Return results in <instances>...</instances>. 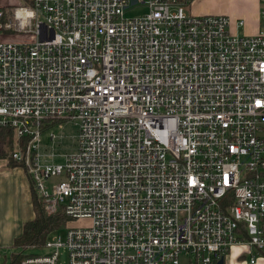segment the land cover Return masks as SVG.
<instances>
[{
	"label": "built area",
	"instance_id": "2783aa9c",
	"mask_svg": "<svg viewBox=\"0 0 264 264\" xmlns=\"http://www.w3.org/2000/svg\"><path fill=\"white\" fill-rule=\"evenodd\" d=\"M191 2L0 11V128L47 214L67 219L20 264H58L60 250L68 264H218L234 247L264 260V11L245 36ZM64 122L75 152L42 163V133Z\"/></svg>",
	"mask_w": 264,
	"mask_h": 264
},
{
	"label": "crops",
	"instance_id": "0c3cea01",
	"mask_svg": "<svg viewBox=\"0 0 264 264\" xmlns=\"http://www.w3.org/2000/svg\"><path fill=\"white\" fill-rule=\"evenodd\" d=\"M22 3L23 0H0L3 22ZM263 11L264 2L260 0H193L189 9L193 16H225L229 19L231 32L245 36L258 34ZM238 22H242V26H238ZM15 164L9 165L7 159H0V264H10L13 255L17 254L14 250L18 249L14 242L22 235L24 225L35 217L34 191L27 168ZM251 253L246 247H234L223 264H245ZM255 264H264V260L258 258Z\"/></svg>",
	"mask_w": 264,
	"mask_h": 264
},
{
	"label": "trees",
	"instance_id": "16d2710c",
	"mask_svg": "<svg viewBox=\"0 0 264 264\" xmlns=\"http://www.w3.org/2000/svg\"><path fill=\"white\" fill-rule=\"evenodd\" d=\"M13 151L12 131L9 128H0V159H7L9 165H16L12 160ZM34 191V190H33ZM35 217L23 227L22 235L14 242L16 248L22 251L30 246L42 247L47 237L64 227L66 217L59 209L54 215L45 212L44 202L34 192L33 198ZM23 256L20 253L13 255L10 264H20Z\"/></svg>",
	"mask_w": 264,
	"mask_h": 264
},
{
	"label": "rangeland",
	"instance_id": "374dc122",
	"mask_svg": "<svg viewBox=\"0 0 264 264\" xmlns=\"http://www.w3.org/2000/svg\"><path fill=\"white\" fill-rule=\"evenodd\" d=\"M144 12H145V9L127 12L125 14V17H128V18L137 17V16L142 15ZM12 36L14 35L8 34L6 37L10 38ZM50 133H53L56 136L54 143L48 140V135ZM77 133H78V127L75 122H64L62 124L57 123L55 125L50 126L47 130H45L42 133V137H41L42 146H40L39 153L41 155H45L44 160L46 162L53 163V164H61L63 162L64 155L73 154L75 152ZM61 179L62 178L51 179L50 183L59 182ZM66 223H67V219L64 225ZM69 225L71 227H83V226H88L89 222L76 221V222H71ZM53 236H60V238L63 239L65 236V229L62 228L56 234L51 235L50 238H52ZM16 252L21 253L22 250L15 249L14 253ZM23 252L27 255H42L46 252V250H44L42 247L33 245V246H30V248L23 250ZM9 255L10 254H8L7 257H9ZM58 264H68L67 254L65 250H60Z\"/></svg>",
	"mask_w": 264,
	"mask_h": 264
},
{
	"label": "water",
	"instance_id": "95a60500",
	"mask_svg": "<svg viewBox=\"0 0 264 264\" xmlns=\"http://www.w3.org/2000/svg\"><path fill=\"white\" fill-rule=\"evenodd\" d=\"M224 263V260H221L218 264H223Z\"/></svg>",
	"mask_w": 264,
	"mask_h": 264
}]
</instances>
